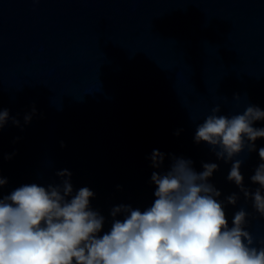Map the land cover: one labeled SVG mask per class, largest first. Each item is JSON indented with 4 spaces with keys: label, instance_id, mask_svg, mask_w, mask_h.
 Listing matches in <instances>:
<instances>
[{
    "label": "water",
    "instance_id": "water-1",
    "mask_svg": "<svg viewBox=\"0 0 264 264\" xmlns=\"http://www.w3.org/2000/svg\"><path fill=\"white\" fill-rule=\"evenodd\" d=\"M248 105L264 110V0H0V110L10 116L0 130V197L58 183L67 169L106 221L113 206L143 210L153 202V150L165 154L164 169L174 156L199 172L215 158L193 142L196 125L213 107L234 115ZM240 159L254 190L258 157ZM229 168L221 162L211 180L221 199L239 195ZM241 207L255 217L253 237L264 238V220L242 196L226 209L229 221Z\"/></svg>",
    "mask_w": 264,
    "mask_h": 264
},
{
    "label": "clouds",
    "instance_id": "clouds-1",
    "mask_svg": "<svg viewBox=\"0 0 264 264\" xmlns=\"http://www.w3.org/2000/svg\"><path fill=\"white\" fill-rule=\"evenodd\" d=\"M35 114L33 107L25 126ZM9 119L8 109L0 110V130ZM258 122H264L259 106L234 115L213 107L196 125L193 142L204 144L215 162L202 163L198 172L192 160L172 156L164 169L165 154L154 149L149 157L153 202L143 210L113 206L107 221L90 204L94 192L74 190L67 169L55 173L58 183L19 186L0 197V264H264V238L255 239L248 230L255 217L243 207L230 221L226 213L242 196L264 220V147H256L264 127H255ZM11 123L20 127L15 118ZM244 153L258 157L249 177L254 190L245 186L241 172ZM221 162L230 165L226 180L239 195L221 199L211 183ZM7 183L0 178V189Z\"/></svg>",
    "mask_w": 264,
    "mask_h": 264
}]
</instances>
